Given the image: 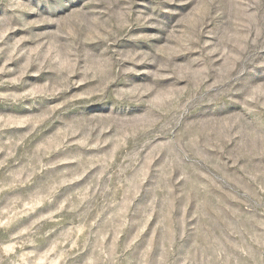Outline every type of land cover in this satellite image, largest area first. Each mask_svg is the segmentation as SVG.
<instances>
[{"label":"rangeland","instance_id":"rangeland-1","mask_svg":"<svg viewBox=\"0 0 264 264\" xmlns=\"http://www.w3.org/2000/svg\"><path fill=\"white\" fill-rule=\"evenodd\" d=\"M205 3L0 0V264H97V249L118 254L125 243L124 264H153L155 243L149 249L146 238L152 239L155 216L133 243L129 226L108 230L113 208L99 198L100 188L126 183L116 211L131 220L164 156L153 143L132 161L147 121L144 106L114 107L107 98L124 82L114 61L167 42L168 33L138 18L152 16L171 32L185 16L198 24ZM149 79L127 77L134 85ZM167 100L158 96L155 102ZM219 195L223 213H247L243 203Z\"/></svg>","mask_w":264,"mask_h":264},{"label":"clouds","instance_id":"clouds-1","mask_svg":"<svg viewBox=\"0 0 264 264\" xmlns=\"http://www.w3.org/2000/svg\"><path fill=\"white\" fill-rule=\"evenodd\" d=\"M203 6L208 11L198 24L185 16L171 32L152 16L138 18L137 23L151 20L150 27L168 33L167 42L114 61L124 82L107 98L114 107L144 106L147 121L132 161L153 143L155 153L164 156L131 220L116 211L117 193L126 183L100 188L99 198L113 208L108 230L129 226L133 243L155 216L152 239L146 238L149 249L155 243L153 264H264V232L259 231L264 229V0H206ZM137 65L152 67L138 70ZM141 74L150 77L143 85L127 80ZM158 96H167V102L157 104ZM221 192L243 203L247 213H223ZM131 203L128 199L126 206ZM129 247L125 243L118 254L97 249V264H124Z\"/></svg>","mask_w":264,"mask_h":264}]
</instances>
